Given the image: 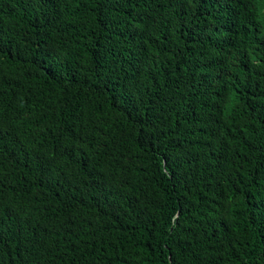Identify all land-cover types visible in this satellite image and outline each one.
Instances as JSON below:
<instances>
[{
  "label": "trees",
  "instance_id": "trees-1",
  "mask_svg": "<svg viewBox=\"0 0 264 264\" xmlns=\"http://www.w3.org/2000/svg\"><path fill=\"white\" fill-rule=\"evenodd\" d=\"M0 264H264V0H0Z\"/></svg>",
  "mask_w": 264,
  "mask_h": 264
}]
</instances>
